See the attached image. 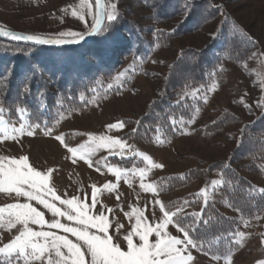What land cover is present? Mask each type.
<instances>
[{"label":"rangeland","instance_id":"obj_1","mask_svg":"<svg viewBox=\"0 0 264 264\" xmlns=\"http://www.w3.org/2000/svg\"><path fill=\"white\" fill-rule=\"evenodd\" d=\"M213 1L223 6L224 12L230 14L259 42L260 50L242 65L226 63L227 74L222 82L215 80L207 89L183 90L178 96L203 99L207 102L205 110L192 122L193 129L205 126L225 110H231L240 116L241 123L217 135H205L192 130L167 145H161L159 142L130 143L121 138L123 129L119 126L123 118H137L144 113L148 102L159 96L168 63L177 57L181 49L188 46L199 48L208 42L223 20V14L202 31L171 40L154 55L151 62L145 66L147 73L140 75L127 92L119 95L98 93L93 96L89 105L75 112L61 114L50 125L31 124L24 116L20 120L8 119L0 113V157L3 158L0 163L8 166L11 159L26 156L28 164L35 170L41 173L52 170L48 173V186L55 190L56 195L62 199L79 196L85 206L91 203L92 185H96L99 202L89 215L98 214L103 210L111 224L109 235L116 233L117 221L123 225L115 242L120 243L125 250L123 234L135 224L137 210L141 211L151 224L153 214L157 218L162 216L159 205L153 201L159 200L167 209L169 199L198 192L202 196L201 205L208 199L214 200L226 214L242 220L240 233L243 235L237 239L242 245L241 250L229 255L209 256L199 248L191 249L195 257L194 264H228L229 257L231 264H264V215L257 219H244L238 212L230 209L220 193H213L214 189L221 185L219 173L216 172L211 177L212 181L219 180L218 184H212L211 181L209 185H204L199 182L169 195L162 194L157 184L162 175L181 173L186 169L202 166L205 161L226 159L237 143L243 123L252 121L264 110V0ZM106 2L107 10H110V5L115 0ZM118 10L129 11L131 16L142 24H154L147 18L150 11L141 0H118ZM95 11L96 5H93L91 0H0V20L20 31H82L91 26V15ZM73 12L76 13L75 17ZM81 14L88 21L87 25L78 19ZM174 25L175 22H170L156 26L171 29ZM118 82L120 78L109 82L108 85L110 87ZM21 124L24 125L22 133L16 131ZM113 124L118 126L108 127ZM29 131L34 134L28 135ZM57 136H62L63 142L56 139ZM101 137L108 138L107 147L99 146ZM69 149H75V153ZM140 153L151 159H144ZM110 156H135L142 161V166L121 170L106 163ZM242 173L260 190L264 189V173L256 174L244 170ZM105 183H112L115 188L111 191L103 189ZM141 183L151 184L155 191H145L140 187ZM201 189L204 191L201 192ZM26 202L42 211L49 223L53 219L52 213L36 200L29 201L27 197L7 190V185H0V208L4 209L0 214V246L12 240L22 227H8L9 209L6 206ZM53 202L67 210V206L60 205L58 201ZM109 209L111 211H108ZM126 213H131V216L125 215ZM58 219L61 223L74 225V222L67 221L66 217ZM29 227L37 231H53L76 240L70 233L50 229L47 224L43 228L34 224H29ZM167 231L172 235L178 234L175 224H170ZM180 235L182 237V234ZM154 239L153 233L150 240ZM20 264H24V261L21 260ZM28 264H47V261L30 260Z\"/></svg>","mask_w":264,"mask_h":264},{"label":"trees","instance_id":"obj_2","mask_svg":"<svg viewBox=\"0 0 264 264\" xmlns=\"http://www.w3.org/2000/svg\"><path fill=\"white\" fill-rule=\"evenodd\" d=\"M93 5L95 0H91ZM149 9L154 24H142L128 11L120 10V19L111 31L115 43L106 49L91 41L70 48H48L7 41L0 38V107L8 119L24 116L31 124L50 125L63 113H71L89 105L98 93L119 95L129 91L136 79L146 74L145 66L154 55L173 39L202 31L224 14L213 36L202 47L188 46L168 63L158 97L151 99L144 113L137 118L121 120V138L130 143L169 142L189 134L192 130L205 135L220 134L241 123V118L225 110L205 126L193 129L192 122L207 107L203 99L180 98V91L191 88L207 89L227 74L226 63L242 65L259 50V42L221 5L213 0H141ZM175 22L174 27L158 28V24ZM0 25L7 26L2 20ZM90 29V27H89ZM83 31V30H82ZM25 32L54 34L38 29ZM56 33V32H55ZM120 82L109 87L119 73ZM28 91H24V89ZM41 104L44 107H41ZM25 109L19 112L18 109ZM136 130L133 132V130ZM106 163L121 170L142 166L135 156H110ZM181 173L165 174L157 184L162 194L169 195L201 182L209 185L214 173L221 176V185L213 193H220L226 205L244 219L264 215V192L242 170L264 173V110L250 122L243 123L237 143L226 159L202 162ZM198 193V192H197ZM195 193L168 200L167 209L175 211L184 206L189 213H199L211 220L192 233L203 245L199 250L209 256L229 255L241 250L237 241L242 220L226 214L218 202ZM189 203L184 205V201ZM191 223V217L185 221ZM4 257L0 256V260Z\"/></svg>","mask_w":264,"mask_h":264},{"label":"snow or ice","instance_id":"obj_3","mask_svg":"<svg viewBox=\"0 0 264 264\" xmlns=\"http://www.w3.org/2000/svg\"><path fill=\"white\" fill-rule=\"evenodd\" d=\"M96 8L97 11L91 15L90 30L85 27L83 31L69 29L54 34L40 35L18 33L0 28V35L9 37L13 41L31 42L35 46L60 48L65 45H82V42L87 43L89 38H92L94 44L106 49L115 43V35L111 29L113 24L119 21L121 15L118 10V0L112 2L110 10L107 11L100 10V0H96ZM72 15L75 17L76 13L73 12ZM78 19L82 24H88L83 14ZM123 75V72L119 73L117 79ZM24 91H28V89L26 88ZM41 107L44 105L41 104ZM18 111L22 113L25 109L20 108ZM2 112L3 109L0 108V113ZM117 126L113 124L108 127L115 128ZM119 126L122 127V124ZM16 131L22 133L24 125L21 124ZM135 131L134 129L133 132ZM33 134L32 131L28 132V135ZM56 139L63 142L62 136H57ZM112 143L119 144L120 142L112 141ZM99 146L107 147L108 138L101 137ZM69 151L75 153V149H69ZM139 155L146 160L151 159L144 153ZM2 159L0 157V160ZM51 171L49 169L47 173H41L35 170L28 164L26 156L11 159L8 166L0 163V185H7V190L15 191L18 196L27 197L29 201L36 200L53 216L49 223L45 220L42 211L27 202L6 206L9 209L8 227L14 228L16 225H22V227L12 240L0 246V254L4 257L3 260H0V264H20L21 260L24 261V264H28L30 260L42 261L45 259L47 264H194L195 257L192 255L191 249L200 248L203 250V245L192 236V233L201 226L207 227L211 223L210 218L203 219L205 215L203 208L199 213L186 212L184 206L171 211L166 209L159 200L153 201L154 204L159 205L162 216L157 218L153 214V223L149 224L143 213L137 210L135 224L126 234H123V241L126 243L125 250L120 246V243L115 242L123 225L117 221L116 233L109 235L111 224L104 211L89 215L92 208H95L99 202L96 185H92L91 203L87 206L79 196L62 199L61 196L56 195L52 187L48 186V173ZM142 172L143 170H141ZM218 183H220L219 180L212 181V184ZM140 187L145 191H155L151 184L141 183ZM113 188L115 185L112 183L103 185V189L109 191ZM200 191L203 192L204 189ZM261 191L264 192V189ZM117 198H119V194H117ZM53 201L67 206V210L58 207ZM188 203L189 201H184V205ZM3 212L4 209L0 208V214ZM125 215L131 216V213ZM58 217H66L67 221L74 222V225L73 223H61ZM189 217H191V223H186L185 221ZM157 220L158 222H156ZM29 224L40 225L41 228L47 224L50 229L54 228L62 230L64 233H70L76 240L73 241L67 235H58L53 231L34 230L29 227ZM142 224L143 227H141ZM170 224H175L177 235H172L167 231ZM153 233L155 239L150 240ZM228 264H231L230 257Z\"/></svg>","mask_w":264,"mask_h":264},{"label":"water","instance_id":"obj_4","mask_svg":"<svg viewBox=\"0 0 264 264\" xmlns=\"http://www.w3.org/2000/svg\"><path fill=\"white\" fill-rule=\"evenodd\" d=\"M95 4H96V0H95ZM100 10L102 11H107V2L106 0H100ZM96 11H97V8H96ZM95 11V12H96ZM106 22V21H105ZM0 28H3L4 30H10V31H13V32H18V33H25V34H34V33H29V32H25V31H20V30H15V29H10V28H7V27H4V26H1L0 25ZM90 30V29H89ZM41 35V34H40ZM0 38L4 39V40H7V41H12V42H19V41H13L11 40L9 37H4L2 35H0ZM92 38H89L88 42L91 41ZM19 43H25V44H32L31 42H19ZM82 44H84L82 42ZM33 45V44H32ZM75 46H79V45H65L63 46L62 48H70V47H75ZM41 47H48V48H60V47H56V46H41Z\"/></svg>","mask_w":264,"mask_h":264}]
</instances>
